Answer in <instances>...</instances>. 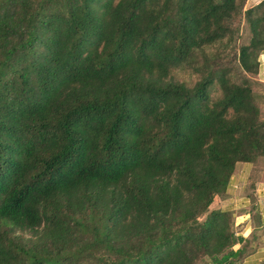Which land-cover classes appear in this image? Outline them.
<instances>
[{"label":"trees","instance_id":"trees-1","mask_svg":"<svg viewBox=\"0 0 264 264\" xmlns=\"http://www.w3.org/2000/svg\"><path fill=\"white\" fill-rule=\"evenodd\" d=\"M245 1L0 0V264L239 262L208 210L264 158Z\"/></svg>","mask_w":264,"mask_h":264},{"label":"crops","instance_id":"crops-1","mask_svg":"<svg viewBox=\"0 0 264 264\" xmlns=\"http://www.w3.org/2000/svg\"><path fill=\"white\" fill-rule=\"evenodd\" d=\"M258 74L264 81V53ZM216 210L231 213L236 238L232 251L243 250L240 264H264V158L254 163L237 162L224 194L215 197Z\"/></svg>","mask_w":264,"mask_h":264},{"label":"rangeland","instance_id":"rangeland-1","mask_svg":"<svg viewBox=\"0 0 264 264\" xmlns=\"http://www.w3.org/2000/svg\"><path fill=\"white\" fill-rule=\"evenodd\" d=\"M260 1H264V0H246L244 9L253 7ZM238 32L240 38L236 41V46L241 44H246L249 38L247 25L241 22L238 27ZM171 76H173V80L186 83L189 85H192L196 81V76L190 74L188 71L176 70L175 73L172 74ZM249 78L252 81L251 89L254 96V103L259 111V119L264 121V81L262 80V76L259 75L258 72L255 75L249 76ZM218 206H220V202L214 199L208 211L215 210V208H217ZM196 264H211V263L208 258L203 257L199 261H197ZM234 264H240V263L235 261Z\"/></svg>","mask_w":264,"mask_h":264}]
</instances>
